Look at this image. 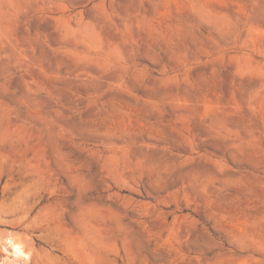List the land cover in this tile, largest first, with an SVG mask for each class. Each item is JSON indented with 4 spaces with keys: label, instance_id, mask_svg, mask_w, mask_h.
Wrapping results in <instances>:
<instances>
[{
    "label": "rangeland",
    "instance_id": "374dc122",
    "mask_svg": "<svg viewBox=\"0 0 264 264\" xmlns=\"http://www.w3.org/2000/svg\"><path fill=\"white\" fill-rule=\"evenodd\" d=\"M0 264H264V0H0Z\"/></svg>",
    "mask_w": 264,
    "mask_h": 264
},
{
    "label": "bare ground",
    "instance_id": "6f19581e",
    "mask_svg": "<svg viewBox=\"0 0 264 264\" xmlns=\"http://www.w3.org/2000/svg\"><path fill=\"white\" fill-rule=\"evenodd\" d=\"M11 245H13V249H14V251H13V254L16 256V257H18V259H20V258H27V260L30 258V257H28V254H26L24 251H23V249H22V247H21V245L20 244H15V243H13V244H11ZM10 253V252H9ZM11 255H12V253H11ZM14 256V257H15ZM22 259H20V260H22Z\"/></svg>",
    "mask_w": 264,
    "mask_h": 264
}]
</instances>
